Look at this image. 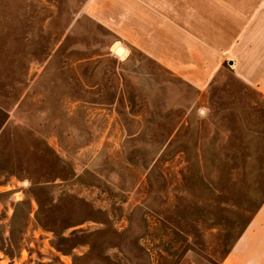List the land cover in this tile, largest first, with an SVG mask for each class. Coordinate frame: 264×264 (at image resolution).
<instances>
[{"label": "rangeland", "instance_id": "374dc122", "mask_svg": "<svg viewBox=\"0 0 264 264\" xmlns=\"http://www.w3.org/2000/svg\"><path fill=\"white\" fill-rule=\"evenodd\" d=\"M116 5L0 0V264H264V57L242 11L233 37L211 28L198 91Z\"/></svg>", "mask_w": 264, "mask_h": 264}, {"label": "crops", "instance_id": "0c3cea01", "mask_svg": "<svg viewBox=\"0 0 264 264\" xmlns=\"http://www.w3.org/2000/svg\"><path fill=\"white\" fill-rule=\"evenodd\" d=\"M117 3L115 9L128 14L131 26L141 29H136L141 38H136L135 44L146 57L175 72L173 76L198 91L205 90L220 69L217 52L223 47L212 38L211 28H220L216 31L222 34L224 27H230L229 34L233 37L235 30L239 32L236 8L242 11L237 16L242 19L245 42L248 47L253 45V53L257 51L260 58L264 57V0H117ZM224 11L231 12L226 23ZM187 31L192 38H188ZM232 44L234 40L230 41ZM186 122L178 135L179 144L184 147L182 153L192 154L193 150L197 153L198 146L191 141L198 135L196 123L193 120L190 131ZM180 139L185 140L183 144Z\"/></svg>", "mask_w": 264, "mask_h": 264}, {"label": "bare ground", "instance_id": "6f19581e", "mask_svg": "<svg viewBox=\"0 0 264 264\" xmlns=\"http://www.w3.org/2000/svg\"><path fill=\"white\" fill-rule=\"evenodd\" d=\"M114 49H115L116 54L120 57H123L126 54L125 49L119 43H116L114 45Z\"/></svg>", "mask_w": 264, "mask_h": 264}, {"label": "water", "instance_id": "95a60500", "mask_svg": "<svg viewBox=\"0 0 264 264\" xmlns=\"http://www.w3.org/2000/svg\"><path fill=\"white\" fill-rule=\"evenodd\" d=\"M26 184V183H25Z\"/></svg>", "mask_w": 264, "mask_h": 264}]
</instances>
